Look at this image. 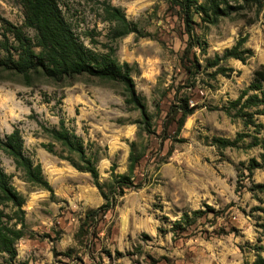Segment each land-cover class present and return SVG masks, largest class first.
<instances>
[{
  "label": "rangeland",
  "instance_id": "obj_1",
  "mask_svg": "<svg viewBox=\"0 0 264 264\" xmlns=\"http://www.w3.org/2000/svg\"><path fill=\"white\" fill-rule=\"evenodd\" d=\"M213 1H192L188 33L184 11L172 0H58L87 47L105 52L113 46L119 62L130 65L145 115L126 102L116 81L37 75L28 86L20 75L0 73L1 135L19 128L24 154L41 165L51 186L28 181L0 150V166L23 199L22 211L0 205V222L22 234L0 247V264H251L264 258V104L245 107L250 116L231 105L264 64V0L260 6L226 0L229 13L208 23L198 6ZM106 4L119 7L137 31L111 39ZM2 19L23 23L19 0H0V31ZM241 37L252 56L244 62L223 57ZM61 118L82 139L97 181L78 167L77 154L44 131ZM222 139L236 143L220 146ZM131 150L139 157L133 173ZM119 175L130 183L115 182ZM109 194L115 204L100 215Z\"/></svg>",
  "mask_w": 264,
  "mask_h": 264
},
{
  "label": "trees",
  "instance_id": "obj_2",
  "mask_svg": "<svg viewBox=\"0 0 264 264\" xmlns=\"http://www.w3.org/2000/svg\"><path fill=\"white\" fill-rule=\"evenodd\" d=\"M193 0H172V6L180 7L185 14L188 33L191 31L189 19L190 6ZM256 6L262 5L261 0H243ZM24 10V21L21 25L7 19H2L0 31V73L8 72L20 75L25 85L31 86L35 76L41 75L53 80L62 81L78 75H88L101 79L116 81L122 84L128 97L126 102L135 104L145 115V109L136 93L133 79L130 74V65L127 62L120 63L116 57L115 48L108 46L105 52H99L87 47L77 36L72 26L63 16L58 0H19ZM198 8L203 15V20L214 23L224 15H227L232 6L226 0H214L206 4H199ZM104 11L108 20L114 24L111 39L117 40L123 35L136 32L135 24L129 21L124 12L116 6L106 4ZM27 29H32L31 36ZM245 38L241 37L235 45L227 48L223 57H233L245 61L252 56L253 51L242 49ZM192 66L194 64L190 62ZM264 64L255 71L247 89L243 90L238 98L231 102L233 107L239 106L238 112L244 116H250V112H243L244 108L257 107L264 104ZM252 92V94H249ZM245 98V99H244ZM244 101L242 102V100ZM260 111V110H259ZM185 108L181 116V124L187 116ZM252 121V120H250ZM252 123V122H250ZM54 140L68 151L80 157L81 169L91 173L97 181L98 173L95 166L85 157V149L82 139L72 130L67 128L63 118L58 127L44 128ZM220 146L235 145V141L222 139ZM48 151L53 152L52 144L44 145ZM24 141L19 128L2 137L0 132V150L9 156L15 167L21 169L26 179L30 182L44 186L51 190V186L43 177L41 165L34 163L30 157L24 154ZM263 150L261 156L264 160V140L261 142ZM139 157L131 150L129 157V173L134 172ZM129 176L119 175L115 182L121 185L129 184ZM106 203L98 209L102 215L115 204V196L105 195ZM11 203L22 211L23 199L10 183V175L0 166V205ZM1 212V211H0ZM187 217V216H186ZM21 224L24 221L21 217ZM22 236L20 230L7 228L0 222V247H10L14 239ZM251 264H264V258L259 255Z\"/></svg>",
  "mask_w": 264,
  "mask_h": 264
}]
</instances>
